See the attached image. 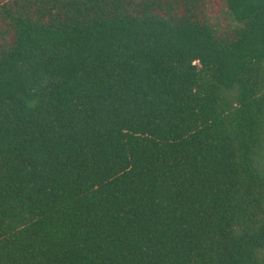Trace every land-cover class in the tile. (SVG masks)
I'll use <instances>...</instances> for the list:
<instances>
[{
  "label": "trees",
  "instance_id": "16d2710c",
  "mask_svg": "<svg viewBox=\"0 0 264 264\" xmlns=\"http://www.w3.org/2000/svg\"><path fill=\"white\" fill-rule=\"evenodd\" d=\"M0 264H264V0H0Z\"/></svg>",
  "mask_w": 264,
  "mask_h": 264
}]
</instances>
